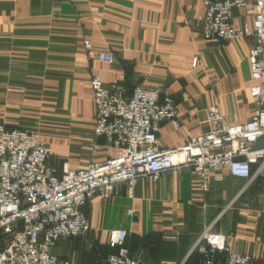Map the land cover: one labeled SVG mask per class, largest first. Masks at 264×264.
I'll return each mask as SVG.
<instances>
[{
  "label": "crops",
  "instance_id": "crops-1",
  "mask_svg": "<svg viewBox=\"0 0 264 264\" xmlns=\"http://www.w3.org/2000/svg\"><path fill=\"white\" fill-rule=\"evenodd\" d=\"M203 10L202 0H0V123L38 132L61 173L64 161L79 169L116 153L94 135L93 75L128 94L141 85L173 98L180 126L162 123V149L208 131L213 107L228 124L249 120L256 106L249 90L254 38L205 41L195 28ZM254 13L250 0L233 22L251 23ZM84 39L112 52L114 63L90 59ZM94 143L101 148L93 151ZM210 174L206 195L193 171L181 168L157 180L139 177L131 190L120 184L111 199L95 196L85 209L91 230L59 238L52 252L70 264H99L113 251L110 231L126 229V244L139 264H192L199 259L193 247L209 224L234 250L264 264V169L248 184L227 169ZM177 228L179 240H165ZM7 235L0 231V246Z\"/></svg>",
  "mask_w": 264,
  "mask_h": 264
},
{
  "label": "built area",
  "instance_id": "built-area-1",
  "mask_svg": "<svg viewBox=\"0 0 264 264\" xmlns=\"http://www.w3.org/2000/svg\"><path fill=\"white\" fill-rule=\"evenodd\" d=\"M204 10L195 28L203 39L219 43L234 38L253 37L249 53L253 82L250 94L256 106L252 117L228 124L223 113L209 110L210 129L188 136L175 147L162 149L158 134L164 121L180 126V108L159 87L138 85L128 94L116 84L107 86L93 75L91 86L96 107L94 135L104 137L115 155L92 159L84 168L74 169L68 161L58 173L50 164V144L36 131L9 128L0 123V231L8 230L0 246V264H70L52 252L61 237H80L91 230L85 212L95 196L111 199L118 185L131 190L139 177L157 180L173 169L187 168L197 176L200 192L211 188V171L227 169L230 175L248 182L264 169V0H255L251 23L237 27L236 10L250 0H202ZM90 59L112 64L114 54L98 50L84 39ZM197 57L193 66L197 65ZM101 148L93 144V151ZM256 166L254 171L253 167ZM134 215V211H130ZM181 230L164 235L178 241ZM128 231L112 229L108 244L114 249L99 264H139L126 244ZM199 259L192 264H254L252 255L234 250L227 236L204 225L194 247Z\"/></svg>",
  "mask_w": 264,
  "mask_h": 264
},
{
  "label": "trees",
  "instance_id": "trees-1",
  "mask_svg": "<svg viewBox=\"0 0 264 264\" xmlns=\"http://www.w3.org/2000/svg\"><path fill=\"white\" fill-rule=\"evenodd\" d=\"M113 251H114V249H113ZM113 251H112V252H113ZM220 258H222V261H224L223 257H221V256H218L217 261H219ZM217 264H218V263H217Z\"/></svg>",
  "mask_w": 264,
  "mask_h": 264
}]
</instances>
